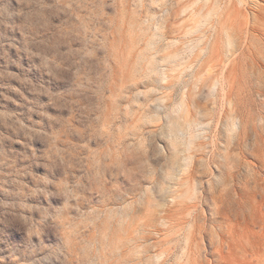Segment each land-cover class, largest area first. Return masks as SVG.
<instances>
[{"label":"rangeland","instance_id":"1","mask_svg":"<svg viewBox=\"0 0 264 264\" xmlns=\"http://www.w3.org/2000/svg\"><path fill=\"white\" fill-rule=\"evenodd\" d=\"M263 8L0 0V264H264Z\"/></svg>","mask_w":264,"mask_h":264},{"label":"bare ground","instance_id":"2","mask_svg":"<svg viewBox=\"0 0 264 264\" xmlns=\"http://www.w3.org/2000/svg\"><path fill=\"white\" fill-rule=\"evenodd\" d=\"M260 7H261V6H260ZM263 10H264V8H263ZM257 12H258V10H257ZM259 13H260V12H259ZM261 13H262V11H261ZM255 14L257 15L258 13H255ZM262 14H263V13H262ZM247 15H248V14H247ZM258 15H260V14H258ZM258 15H257V16H258ZM263 16H264V14H263ZM260 17L262 18L261 15H260ZM260 17H259V19H260ZM253 19H254V18H253ZM257 20H258V19H257ZM257 20H254V21L256 22ZM250 21H251V20H250ZM258 21H259V20H258ZM260 22H261V21H260ZM253 23H254V22L252 21V24H253ZM254 24H255V23H254ZM252 26H253V25H252ZM258 27H260V26H258ZM263 27H264V26H263ZM249 30H250V28H249ZM246 31H247V30H246ZM246 31H245V32H246ZM254 31H255V30H254ZM246 34H247V33H246ZM246 34H245V35H246ZM238 36H241V35H238ZM248 38H249V36H248ZM245 40H246V38H245ZM262 40H263V39H262ZM242 41H243V40H242ZM263 43H264V41H263ZM243 44H244V43H243ZM243 44H242V45H243ZM230 49H231V48H230ZM237 52H238V51H237ZM225 64H226V63H225ZM225 64H224V65H225ZM256 65H257V64H256ZM222 68H223V67H222ZM263 70H264V69H263ZM226 82H227V81H226Z\"/></svg>","mask_w":264,"mask_h":264}]
</instances>
